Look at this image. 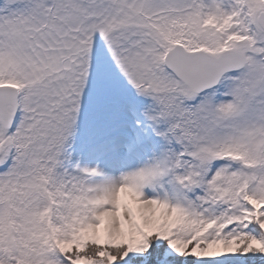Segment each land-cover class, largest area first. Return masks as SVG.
<instances>
[{
  "label": "snow or ice",
  "instance_id": "6c2138e0",
  "mask_svg": "<svg viewBox=\"0 0 264 264\" xmlns=\"http://www.w3.org/2000/svg\"><path fill=\"white\" fill-rule=\"evenodd\" d=\"M0 264H264V0H0Z\"/></svg>",
  "mask_w": 264,
  "mask_h": 264
}]
</instances>
